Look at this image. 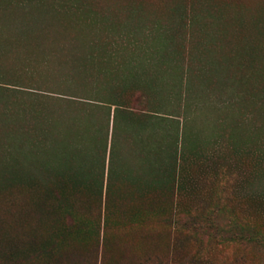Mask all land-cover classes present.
Segmentation results:
<instances>
[{"label": "rangeland", "instance_id": "374dc122", "mask_svg": "<svg viewBox=\"0 0 264 264\" xmlns=\"http://www.w3.org/2000/svg\"><path fill=\"white\" fill-rule=\"evenodd\" d=\"M0 264H264V0H0Z\"/></svg>", "mask_w": 264, "mask_h": 264}]
</instances>
